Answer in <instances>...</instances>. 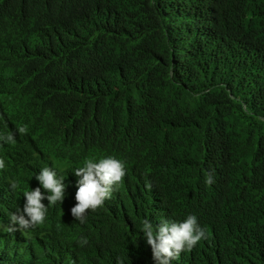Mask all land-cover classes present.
I'll list each match as a JSON object with an SVG mask.
<instances>
[{
    "label": "trees",
    "instance_id": "16d2710c",
    "mask_svg": "<svg viewBox=\"0 0 264 264\" xmlns=\"http://www.w3.org/2000/svg\"><path fill=\"white\" fill-rule=\"evenodd\" d=\"M0 66L39 141L126 162L84 223L63 170L58 230H0V264H154L142 221L188 214L172 264H264V0H0Z\"/></svg>",
    "mask_w": 264,
    "mask_h": 264
},
{
    "label": "clouds",
    "instance_id": "9594fccd",
    "mask_svg": "<svg viewBox=\"0 0 264 264\" xmlns=\"http://www.w3.org/2000/svg\"><path fill=\"white\" fill-rule=\"evenodd\" d=\"M17 131L27 134V126H19ZM0 143H15V134L0 135ZM6 167L4 159H0V170ZM73 173L77 177V203L71 208L75 220L84 223L89 210L96 211L110 199L115 187H118L126 176V162L115 156H105L98 161L87 159L82 167ZM39 186L24 191L23 207H18L9 216L7 225L0 223V230L8 233L27 231L38 227L45 221L48 209L58 202L62 204L67 196L65 177H58L50 167H43L35 174ZM207 184L214 183V176H206ZM10 189L15 191L17 183L9 181ZM151 187L150 182L147 185ZM43 189V191H42ZM47 200V205L42 201ZM142 235L147 245L151 247L154 264H172L178 260L182 252L191 251L202 239H207L206 229L202 227L195 214H188L182 221L161 219L154 224L150 219L142 221ZM77 243L85 246L89 243L87 237L81 236Z\"/></svg>",
    "mask_w": 264,
    "mask_h": 264
},
{
    "label": "rangeland",
    "instance_id": "374dc122",
    "mask_svg": "<svg viewBox=\"0 0 264 264\" xmlns=\"http://www.w3.org/2000/svg\"><path fill=\"white\" fill-rule=\"evenodd\" d=\"M10 76V71L0 66V135L15 134V143H0V159H4L6 165L0 170V187H2L1 192L12 199L13 208L5 209L6 213L3 215L4 218L6 217V225L10 214L18 207H23L25 201L23 192L39 186L35 174H38L43 167L52 168L58 176L63 170H71L79 166L74 164L68 156H63L61 150L53 149L50 143L38 140L41 132L34 130L33 125L26 119L17 93L12 88ZM25 125L28 132L21 135L17 128ZM9 181L17 183L15 191L10 189ZM42 202L46 205L48 203L46 199ZM61 208L59 202L50 207L42 224L24 232L41 236L56 232L57 223L62 215Z\"/></svg>",
    "mask_w": 264,
    "mask_h": 264
}]
</instances>
